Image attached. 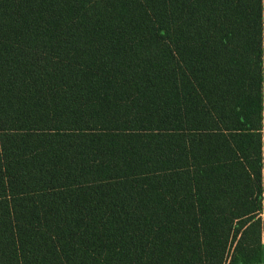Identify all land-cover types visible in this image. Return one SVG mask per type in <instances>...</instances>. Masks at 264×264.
<instances>
[{"label": "trees", "instance_id": "1", "mask_svg": "<svg viewBox=\"0 0 264 264\" xmlns=\"http://www.w3.org/2000/svg\"><path fill=\"white\" fill-rule=\"evenodd\" d=\"M0 264H264V0H0Z\"/></svg>", "mask_w": 264, "mask_h": 264}]
</instances>
